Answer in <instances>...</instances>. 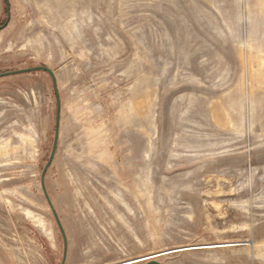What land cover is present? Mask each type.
<instances>
[{"label":"rangeland","instance_id":"rangeland-1","mask_svg":"<svg viewBox=\"0 0 264 264\" xmlns=\"http://www.w3.org/2000/svg\"><path fill=\"white\" fill-rule=\"evenodd\" d=\"M37 66L0 76V264H264V0H0V73Z\"/></svg>","mask_w":264,"mask_h":264},{"label":"water","instance_id":"water-1","mask_svg":"<svg viewBox=\"0 0 264 264\" xmlns=\"http://www.w3.org/2000/svg\"><path fill=\"white\" fill-rule=\"evenodd\" d=\"M45 70L49 73V75L51 76L52 78V81H53V85H54V89H55V81H54V73L52 72L51 69H49L48 67H45V66H37V67H32V68H29V69H24V70H19V71H10V72H5V73H0V76H3V75H8V74H13V73H16V72H20V71H32V70ZM55 94H56V101H57V108H56V129H55V135H54V141H53V146H52V150H51V154H50V157H49V160H48V163L49 164L52 160V157L54 155V152H55V149H56V143H57V137H58V117H59V109H60V102H59V99H58V96H57V92L55 91ZM48 203L52 209V212L55 216V219L61 229V226H60V223H59V220L56 216V213L52 207V204L51 202L48 200ZM62 231V229H61ZM62 234H63V231H62ZM64 235V234H63ZM155 264H158L156 262H154Z\"/></svg>","mask_w":264,"mask_h":264}]
</instances>
